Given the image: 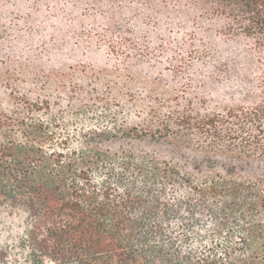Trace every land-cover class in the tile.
<instances>
[{
	"label": "trees",
	"instance_id": "16d2710c",
	"mask_svg": "<svg viewBox=\"0 0 264 264\" xmlns=\"http://www.w3.org/2000/svg\"><path fill=\"white\" fill-rule=\"evenodd\" d=\"M69 5L74 18L82 11L106 22L101 32L89 28V47L126 70L152 64L173 78L149 105H135L140 123L118 127L109 114V127L81 132L51 114L49 99L15 87L11 105L0 99V206L28 220L18 243L24 260L0 248V264H264V177L243 179L232 168L196 180L102 147L120 137L172 138L264 160V0ZM0 36L8 34L0 28ZM15 53L7 57L18 61ZM10 84L0 81V91Z\"/></svg>",
	"mask_w": 264,
	"mask_h": 264
},
{
	"label": "rangeland",
	"instance_id": "374dc122",
	"mask_svg": "<svg viewBox=\"0 0 264 264\" xmlns=\"http://www.w3.org/2000/svg\"><path fill=\"white\" fill-rule=\"evenodd\" d=\"M69 1L0 0V28L8 34L0 43V81L7 79L12 85L7 92L0 91L4 108L14 101L9 93L15 87L17 93H25L32 101L49 99L51 114L68 123L72 131L109 127L111 123L104 119L109 114L118 119V127L125 118L130 119L128 123H140L144 117L134 118L138 113L135 105L141 101L149 105L151 96L167 90L172 75L164 73L161 77L158 73L162 67L152 64L126 70L105 49L89 47L86 40L89 28L98 27L101 32L106 22L103 18L83 16L82 11V16L74 18ZM11 53L18 55L19 60L9 59L7 55ZM93 104L97 107L95 111ZM46 113L50 114L41 115L47 117ZM102 147L111 153H133L170 163L196 180L209 174L224 175L232 168L243 179L264 177L263 159L213 152L172 138L120 137ZM27 230V215L23 211L0 206V248L10 253L12 261L24 260L18 243L25 240Z\"/></svg>",
	"mask_w": 264,
	"mask_h": 264
}]
</instances>
